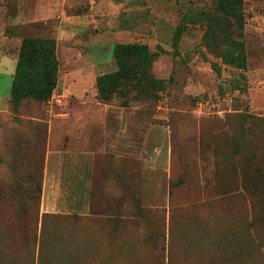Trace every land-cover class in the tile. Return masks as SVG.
<instances>
[{"label":"rangeland","instance_id":"obj_1","mask_svg":"<svg viewBox=\"0 0 264 264\" xmlns=\"http://www.w3.org/2000/svg\"><path fill=\"white\" fill-rule=\"evenodd\" d=\"M215 1L0 0V264H264L249 242L259 232L238 234L225 207L238 203L213 200L214 134L235 115L264 126V0H242L243 69L219 59L236 35ZM25 37L54 40L56 81L46 101L11 110ZM117 43L153 54L158 100H97L94 79L115 70ZM228 229L246 253L217 247Z\"/></svg>","mask_w":264,"mask_h":264},{"label":"trees","instance_id":"obj_2","mask_svg":"<svg viewBox=\"0 0 264 264\" xmlns=\"http://www.w3.org/2000/svg\"><path fill=\"white\" fill-rule=\"evenodd\" d=\"M215 11L230 21L236 35L235 39L229 37L223 41L224 48L219 53V59L223 64L243 69L245 56L243 43L240 40V30L243 24L242 0H216ZM204 18L206 17L188 16L187 22L196 23ZM184 31L185 25L175 27L171 38L172 47L177 46ZM218 42L221 44L219 40ZM205 45L215 49L218 46L216 39L210 36L205 39ZM112 58L115 70L101 74L94 79L97 100L109 103L114 98H118L119 105L126 107L128 104L125 99L126 94L132 91V97L135 99L158 100L157 92L163 88V80L154 78L150 72L153 54L146 45L114 44ZM210 67L212 72L218 75L219 68L215 64H211ZM56 73L54 40L51 38H22L11 77L7 107L12 110L25 100L46 101L55 86ZM234 117L236 121L231 126L228 125L225 130L214 134L213 200L219 204L238 203L239 210L228 208L227 204L225 207L236 222V226L239 225L238 234L243 236V231L259 232L260 236L251 238L249 242L261 255L264 252V126L259 118L249 115H235ZM246 119L249 120L248 123ZM43 144L44 137L40 140L41 154L38 161L40 165ZM15 146L19 148L20 142H16ZM13 153L11 157L18 160L16 154L13 155ZM16 160L14 164L16 168H19ZM11 165L13 163L7 167ZM12 168V179L18 180V170L15 167ZM15 170L16 173H14ZM37 192L39 194V186ZM232 211L236 213H230ZM233 235L234 231L229 229L223 232L221 237L224 240L227 239L228 246L226 245L223 249L222 244L216 243L217 247L229 250L235 255L246 253L247 241L242 242L240 238L235 241ZM231 245L233 250H230Z\"/></svg>","mask_w":264,"mask_h":264},{"label":"crops","instance_id":"obj_3","mask_svg":"<svg viewBox=\"0 0 264 264\" xmlns=\"http://www.w3.org/2000/svg\"><path fill=\"white\" fill-rule=\"evenodd\" d=\"M73 136H74V137H73V141L76 140V141L79 142V141L81 140V137H79V136H77V135L75 136V134H74Z\"/></svg>","mask_w":264,"mask_h":264}]
</instances>
